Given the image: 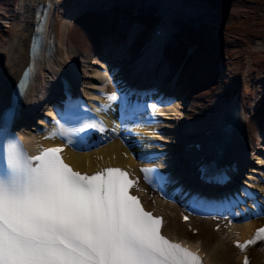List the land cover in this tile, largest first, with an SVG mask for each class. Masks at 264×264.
Wrapping results in <instances>:
<instances>
[{
    "label": "bare ground",
    "instance_id": "6f19581e",
    "mask_svg": "<svg viewBox=\"0 0 264 264\" xmlns=\"http://www.w3.org/2000/svg\"><path fill=\"white\" fill-rule=\"evenodd\" d=\"M46 2H49L51 5L52 15L50 16V19L53 32L56 35L57 30V35L59 32L60 36V46L58 47L56 44L52 55H50L52 57L48 56V62H44L45 64L43 70L45 72V78L43 82L47 81V84L51 85L52 88L56 87L55 80H59L61 75L67 76L69 74L70 66L74 65V63L80 64L77 68L85 66V63H90L89 59L93 53H102L110 59H113L112 55L118 53L117 47L123 42L128 44V48H130L131 44H133L130 49H134V45L138 40L134 43H132V40L137 33L131 32V26H128L129 24L126 25L117 23L119 20L118 17L115 19L113 18L115 17L114 15L122 13V10H128V8H131L129 3H131V5H144L151 3L156 6L159 2L160 6L157 5V7L160 9L157 11H159L163 19L165 18L167 20L170 19L169 15H172V8V12L175 11V13H179V15L184 14L185 18L180 19L177 17L179 20H176L177 23H175L177 26L175 28L177 37H182L184 36V33H187V35H195L191 37L202 42V39L198 36V34L204 35L202 31L206 32V29H204L203 26L205 22L212 19V23L216 21V25H227L228 27H225V32H222V29H216V27L214 29L213 26L207 27V29L209 28V31H215L213 34L217 36L216 39H213L209 37L207 38L205 35L206 38L204 43L212 52L217 46L224 44L223 40H225V37L233 36L232 34H238L239 36L242 35L245 37L251 35L256 39H264V0H176V2L174 0H148V2L145 0H0V7H18L19 9L18 11H13V16H16L15 28H12L13 32H11V27L9 28L10 30H5L3 27H0V43H3L5 46L10 45L9 47H11V50L13 51L11 60L6 63L4 61V63L0 62V80L1 83H4V87H0V98L9 97V93L6 92V88L12 89V86L19 77L21 70L30 61L29 47L32 32L34 30V24L37 19V10L41 3ZM210 6L214 7L211 12L209 11L212 9ZM201 7H205L206 10ZM68 13H70L68 16L71 17H74L75 14L79 15V18L84 17L82 20L78 19L74 23L73 21L67 19L66 15ZM4 16L5 15L2 17ZM225 20H228V23L225 22ZM108 22L113 23L111 26H108L112 28V30L108 32V39L116 43L113 47H111L110 42L107 44L105 40V42L103 41V31H105V29L99 28L100 25ZM6 26L9 27L8 25ZM18 29L22 30L21 36L15 35ZM53 36L51 39L54 41L55 37ZM96 38H100V40L102 39L101 42H98ZM249 43L253 48H255V51L263 50V46L258 45L256 41L253 40ZM70 48H75L81 53L89 51L90 54L87 56L86 60H74L69 55ZM105 50L110 51H108V54H105ZM166 50L168 51V56L170 57V47H167ZM247 50L248 49H246V52L244 50L243 53H249ZM177 53L173 57L171 56L174 61L177 59ZM227 54L228 52H224L225 56H227ZM200 59H204L203 63H201L202 61L199 62L202 64L201 67L195 74H190L191 76L187 79L188 81L184 82L182 85V89L184 91H186V88H191V91L194 90L192 92L189 91L187 99L190 101L191 107L195 111L202 108V102L207 101L205 100L208 96L206 94L209 92L205 90L206 83L210 84L208 88L214 84H218L213 79L214 66L211 64L212 59L209 56H201ZM224 59L228 60V58ZM68 60H70L71 63L69 66L67 65ZM122 63L123 64L118 63L121 65L120 70H122L124 74H127V72H129V70L126 69L128 68V63L126 64L124 61H122ZM3 64L6 65L5 68L8 69L9 72L5 81L4 78L6 74H4V69L1 67ZM100 64L101 68L96 70L95 75L91 76V82H89L88 87L93 88L95 84H100L99 82L103 78L101 76L103 75L101 72L102 66H104L102 62H100ZM66 65L68 67H66ZM192 68L193 66L190 69ZM226 70L231 73L232 77L237 73L236 71L231 70L230 66H227ZM74 71L76 72L75 68H73V72ZM224 73H226V71H224ZM241 74L245 78L246 70L244 69ZM228 79L229 78L226 76L224 81L226 82ZM241 80L242 79L235 84L229 81L228 87H226V89H222L225 87L221 86L217 92L215 91V95L218 97L225 96L230 106L237 108L235 120H237L236 122L238 124L235 126L233 131V141H238V131L240 130V126H242L245 135L244 139L247 143L245 146L248 150H250L252 149V146L249 141L255 145L260 140V138H258L260 131L264 132V105L260 102V100L257 101L259 98L257 91L255 90V95L252 96L253 89H249L251 86L249 85L246 90L243 88ZM40 88L44 90L43 83L39 78L36 80L32 91L29 93V97L33 98V93L38 91ZM37 96V94L34 95L36 100L33 103L36 104L39 102L41 105H44L45 102L43 101L45 99V94L41 97V99L43 98V101H40ZM177 104H180V102ZM255 107H258V115L255 114ZM28 109L31 111L33 108L29 106ZM34 112L37 114V111ZM172 112L175 114V120L179 118L178 121H180L179 116H182V114L174 109H172ZM43 113L45 114V111H43L42 114ZM110 114L113 115V111H111ZM224 119V124H226V121L230 118L224 116ZM37 122L38 124H42V121L40 120ZM34 129L36 128H33V130ZM221 129L222 127L220 128V131ZM45 137L46 134L41 135V138L38 139V145L40 143L51 141L50 139H45ZM128 138L129 136L125 135V139ZM216 139H219L218 133H215V140ZM134 150L135 148L128 149V147L124 146L122 140L115 139L114 142L99 151L74 152L69 150L67 152V157L77 169L90 172L97 170L100 166L126 165L127 163L136 167L134 156L131 154ZM261 150L264 152V147H262ZM181 159L184 164V159ZM179 160L180 159L177 160V164L180 166ZM255 166V169H251V172L259 174L264 171V154L263 157H260L259 161L255 163ZM184 172L188 176L186 178L191 180L192 177L190 176L189 170L184 168ZM262 185L261 190L264 191V181L262 182ZM145 199L148 200V198ZM147 206L149 209L157 208L156 212L164 214L166 218L164 231L171 238L185 240L190 243H197V246L201 247L203 252L207 254L208 264H242V256L239 251L234 248L232 241L230 243L229 238L232 234L231 231L240 233L242 238H245L250 235L253 228L257 226L256 224H264V219H262L256 221L255 223L249 222L244 225L236 226L233 230L224 229L222 232H216L214 231L215 222L207 219L195 218L191 224L193 225V229H198L199 231L196 235L193 234V232H188L187 225L181 222V217L178 215L177 205L161 200L160 198H154L153 200L147 201ZM251 255L253 257L251 264H264V248H261V245L254 247L251 250Z\"/></svg>",
    "mask_w": 264,
    "mask_h": 264
},
{
    "label": "snow or ice",
    "instance_id": "6c2138e0",
    "mask_svg": "<svg viewBox=\"0 0 264 264\" xmlns=\"http://www.w3.org/2000/svg\"><path fill=\"white\" fill-rule=\"evenodd\" d=\"M57 136L75 147L63 129L45 139ZM0 152V264H202L198 253L161 234L162 218L129 194L139 181L122 169L81 174L64 162L62 148L29 156L9 138ZM141 171L151 183L152 170ZM258 241L264 228L236 247L246 251Z\"/></svg>",
    "mask_w": 264,
    "mask_h": 264
},
{
    "label": "rangeland",
    "instance_id": "374dc122",
    "mask_svg": "<svg viewBox=\"0 0 264 264\" xmlns=\"http://www.w3.org/2000/svg\"><path fill=\"white\" fill-rule=\"evenodd\" d=\"M7 9H9V8L0 7V12H4L5 13V12H7ZM10 9L17 10L18 7H12ZM56 35H57V30H56ZM57 44H58V47H59L60 46L59 32H58V35H57ZM0 50L6 51L7 47L3 43H0ZM89 54H90L89 51H86V52H83L82 54H80V52L75 50V48H70L69 49V55L74 60H80V59H85L86 60L87 56H89ZM0 58H2L1 55H0ZM89 60H90V63H85L84 64L85 66H80L79 67L83 71L81 75H82V79L84 80V82H90L91 81V76L94 75L96 70L99 69V64L97 63V62H99V59H98V57H96L95 54H92L91 58ZM76 65L79 66L80 64L76 63ZM41 76H42L41 79H43L45 77V72H42ZM35 108H37V107L35 106ZM38 109H39L38 115L34 116V119L38 118L37 116H39V113H41V111H40L41 109L39 107H38ZM180 113H181V111H180ZM187 116H190V114L187 115ZM258 138H260V133H259ZM249 143L252 146V149L249 150L250 159H251L250 168L251 167L255 168L256 167L255 163H257L259 161V157L258 156L263 157V156H261V151H259V150H261L262 145L260 144L261 143L260 140L255 145H253V143H251L250 141H249Z\"/></svg>",
    "mask_w": 264,
    "mask_h": 264
}]
</instances>
